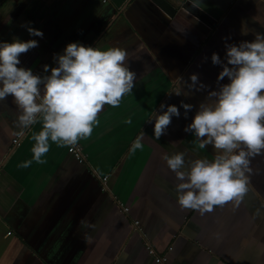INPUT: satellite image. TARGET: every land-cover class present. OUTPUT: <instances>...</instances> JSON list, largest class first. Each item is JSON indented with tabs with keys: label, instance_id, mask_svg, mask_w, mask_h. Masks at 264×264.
Returning <instances> with one entry per match:
<instances>
[{
	"label": "crops",
	"instance_id": "obj_1",
	"mask_svg": "<svg viewBox=\"0 0 264 264\" xmlns=\"http://www.w3.org/2000/svg\"><path fill=\"white\" fill-rule=\"evenodd\" d=\"M168 1L176 8L172 15L150 0H0V41L38 42L19 55L18 66L44 74L43 65L56 66L54 53L80 42L124 49L136 73L131 93L116 107L105 105L91 135L77 141L80 164L49 142L45 163L18 167L31 159L30 137L40 125L19 127L11 97L0 101V264H156L144 243L165 264H264V152L250 160L239 205L228 202L203 215L178 206L177 181L160 159L176 151L211 159V145L198 148L182 129L217 87L220 67L209 58L215 52L223 59L221 37L251 41V33L240 35L241 21L264 33L252 20L264 22V0H202V10ZM29 21L42 37L29 36L21 26ZM193 73L206 90L186 87ZM177 77L181 96L168 94ZM181 101L193 105L187 117ZM161 103L177 106L181 115L155 139L148 119L163 111ZM140 131L143 147L129 154Z\"/></svg>",
	"mask_w": 264,
	"mask_h": 264
},
{
	"label": "clouds",
	"instance_id": "obj_2",
	"mask_svg": "<svg viewBox=\"0 0 264 264\" xmlns=\"http://www.w3.org/2000/svg\"><path fill=\"white\" fill-rule=\"evenodd\" d=\"M192 8L202 10V0H180ZM189 13L188 8H184ZM252 20L261 27L255 16ZM26 22L21 26L29 36L42 37V32ZM252 34L251 41L227 42L221 37L224 56H210L212 65H218L217 87L206 92V102L197 106L191 122L182 131L191 133L200 149L211 145L208 156L187 158L185 151L161 153L160 159L175 176L176 203L181 209H191L203 215L215 206L228 202L235 207L248 191L250 160L264 152V33L248 28L241 21L240 35ZM37 40L0 41V101L11 97L17 109L16 124L28 128L39 123V131L33 132L31 159L17 166L27 168L42 159L49 149V142L57 146L76 145L89 137L98 123L97 115L105 105L116 107L123 96L131 93L136 73L126 61L127 53L119 47L104 50L80 42H70L62 52L53 54L55 67L42 66V73L34 74L30 68L20 65L19 55L37 46ZM227 78L226 83H219ZM180 77L168 94L184 95ZM186 87L199 92L207 85L190 74ZM183 115L192 110L190 103L180 102ZM162 112L152 111V137L158 139L166 133L172 117L181 112L175 105H159ZM130 120H125L129 123ZM146 136L140 131L129 145L133 154L143 147Z\"/></svg>",
	"mask_w": 264,
	"mask_h": 264
},
{
	"label": "built area",
	"instance_id": "obj_3",
	"mask_svg": "<svg viewBox=\"0 0 264 264\" xmlns=\"http://www.w3.org/2000/svg\"><path fill=\"white\" fill-rule=\"evenodd\" d=\"M13 143L16 144L17 143V140L16 139L13 140ZM64 147H65L67 153L70 154L75 159V161L77 163H79V164L80 163H83V161L85 159H84V156H83L82 149H81L80 145H78V144H76V145H64ZM106 180H107L106 177L101 178V182L103 183V185L105 184V181ZM122 211L124 213H126L128 211V209L127 208H123ZM133 224H134V226H137L138 223L137 222H134ZM7 235H9V233H7ZM144 244H145L147 253L151 257H153L154 262L156 264H165V262H166L165 258L158 257L156 255V253L154 252V250L148 245V243H144Z\"/></svg>",
	"mask_w": 264,
	"mask_h": 264
},
{
	"label": "water",
	"instance_id": "obj_4",
	"mask_svg": "<svg viewBox=\"0 0 264 264\" xmlns=\"http://www.w3.org/2000/svg\"><path fill=\"white\" fill-rule=\"evenodd\" d=\"M150 1L154 3L160 10H162L164 13L168 15H172L176 11L175 10L176 8L173 7L168 0H150ZM186 4L188 5V3Z\"/></svg>",
	"mask_w": 264,
	"mask_h": 264
}]
</instances>
